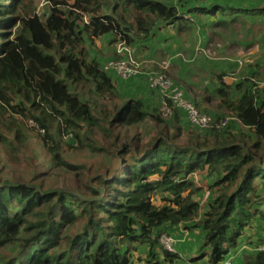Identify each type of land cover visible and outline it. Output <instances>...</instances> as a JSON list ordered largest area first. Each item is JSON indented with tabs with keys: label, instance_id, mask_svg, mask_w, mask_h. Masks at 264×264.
Masks as SVG:
<instances>
[{
	"label": "trees",
	"instance_id": "trees-1",
	"mask_svg": "<svg viewBox=\"0 0 264 264\" xmlns=\"http://www.w3.org/2000/svg\"><path fill=\"white\" fill-rule=\"evenodd\" d=\"M46 1L40 15L32 12L34 0L0 1V174L18 164L30 127L55 168L82 170L63 158L67 142L104 152L117 166L76 172L82 184L71 192L45 191L41 174L27 183L0 178V264H132L144 246L149 262L161 255L173 264L178 256L164 250L159 236L186 222L202 236L191 261L220 264L255 221L254 252L241 260L264 264V251L254 250L264 245V86L251 80L259 74L224 84L222 71L212 76L217 97L208 98L206 89L185 95L216 122L235 121L183 134L177 111L165 119L145 112L139 100L117 102L113 77L86 44L107 37L111 46L119 40L134 46L160 22L198 19L199 8L186 0ZM238 1H207L213 6L202 15L264 13V0H240L243 9ZM147 119L155 130L140 134ZM197 176L214 180L206 189L196 186Z\"/></svg>",
	"mask_w": 264,
	"mask_h": 264
},
{
	"label": "rangeland",
	"instance_id": "rangeland-1",
	"mask_svg": "<svg viewBox=\"0 0 264 264\" xmlns=\"http://www.w3.org/2000/svg\"><path fill=\"white\" fill-rule=\"evenodd\" d=\"M0 1L1 3H6L5 5H8L10 3V0ZM41 2L42 0H34L35 5L33 6V13L37 9V7H39ZM71 3L72 1H69V5ZM44 6L40 7V14L41 9ZM48 9H46L45 12H47ZM187 17L190 16L187 15ZM191 19L193 21L195 20L193 17ZM196 26H198V24H196ZM183 27L184 25H178L176 29H174V37L179 40V43L177 46H174L172 43H170L166 48L168 54H166L165 56H161L159 53H157L154 55L152 54L151 57H146L143 56V52L140 51L137 54L134 53V55L137 59H139V61L141 60V62H143V60L149 61L148 63H150L155 69L158 68L162 61L167 60L169 62V65L165 71H169L171 75L176 79L174 80L170 76V73H167V75L171 78L169 80L172 81L175 85L177 84L176 86L186 88L190 85H187L184 80L187 78L192 80L193 87L190 94L191 98L196 94H204V90L206 88V90H208V92H206V96L208 98H215V87H217L215 85L217 84L213 83V81L207 77L209 73L212 74L210 77L211 79L212 76L217 75L220 70L224 68V63L229 64V70L231 69L230 71H227L225 73L226 80L235 82H240L247 77H251L250 62H253L252 68L253 66H255L256 68H258V70L260 69V66H264V49L263 52H260V50L257 51L256 55L248 54L249 50L252 49L254 45L260 44V42L264 39V22L259 23L255 20L252 23L250 29L244 28V26L241 27L239 23L235 22L232 23V25L225 26V28L223 29L216 28L218 27L217 25H213L209 22L206 23L205 20H202L200 28L196 27L192 30L193 25H191L190 27H187V25H185V34L178 35L177 33L180 32ZM201 30H204V32L202 33ZM246 38H250V42L253 43L250 44V46L252 45L251 47H248L249 45H244ZM211 43L214 44L212 45ZM221 43L225 46L226 44H228V46L225 48L227 56L225 58L229 59L230 61H219L221 50L218 49L220 48V45L218 44ZM229 44H231V48H229ZM194 46L196 49L194 48V50L192 51L193 54H189ZM157 51L158 49L156 50V52ZM223 53L224 52L222 51V54ZM237 58H239V60ZM247 60H249V62ZM239 62H242V64L239 65ZM182 69L183 73L181 72ZM260 73L262 76H264L263 70L260 71ZM261 75H258L257 78L251 80H254L257 86L261 85V87H263L264 78ZM194 85L196 87H194ZM206 107L208 111L214 110L213 107H211V105L208 103L206 104ZM227 117L232 116H226L225 118ZM30 128H28L27 130L29 136L26 140L24 149L19 153L21 159H19V162L17 161L18 164L16 166H9L4 171H2V173L0 174V178L2 180L27 183L33 176L41 174L45 178V191L64 190L65 192H71L76 191V186L82 184L79 182L80 176L76 172H80L83 170L85 174L88 169H90V175H93L94 173L101 174L106 167L109 168L111 166L112 168H115L117 166L116 162L107 157L108 155H106L104 152L91 153L90 150L79 149L75 145H70V147H68L69 142H67V145L63 144V158L69 164L81 168L82 170L70 171L66 168H55L53 163H51V158H49L46 153V149L39 141L37 133L33 130L29 131ZM190 133L196 132L192 131ZM96 138L98 139V136ZM4 158V154L0 152V163H4ZM199 178L202 179L201 182H203L204 188L206 189L214 180L213 176H208V178L199 176ZM205 192L206 190L201 194L202 200L206 197ZM257 230V222L255 221L250 230H247L245 232L242 243L238 246V248L235 250H231L234 259L240 257L239 261L235 262L234 264H241V259L243 258V256L246 257V255L252 251V248L250 246L253 242L257 241ZM157 259H159V261H157ZM148 260L150 259H148L147 256V246L139 248L137 251L133 252L132 264H154L155 262H157L158 264H169L168 262L162 260L161 255L160 258H155V256H153L150 262ZM173 264L185 263L178 262L177 258L176 262L174 261Z\"/></svg>",
	"mask_w": 264,
	"mask_h": 264
},
{
	"label": "crops",
	"instance_id": "crops-1",
	"mask_svg": "<svg viewBox=\"0 0 264 264\" xmlns=\"http://www.w3.org/2000/svg\"><path fill=\"white\" fill-rule=\"evenodd\" d=\"M186 1L188 2L189 6L194 7V8H199V11H197L199 13L195 12V14L199 16V18L198 19L194 18L195 20L193 21L191 18L194 16L186 14V15H184L185 20L179 19L178 21H175L171 25H167L164 22H160L158 28H156L151 34H149V36L141 39L137 45L130 46L132 55L136 60L139 61V59H137L135 57L134 53L137 54L139 51L143 52L142 55L146 56V57H151L152 54L154 55L157 53H159L161 56H165L166 54H168V52L166 51L167 46H169L170 43H172L174 46H177L179 43V40H177L174 37V35H175L174 29H176V27L178 25H183L185 21H186V23L184 25H187V27H190L191 25H193L192 30L195 29L196 27L200 28L202 20H205L206 23L209 22V23H212L213 25H217L218 27H216V28H223V29L225 28V26L232 25V23H235V22L239 23L241 25V27L244 26V28H248V29L251 28L252 23L255 20L259 23L264 22V13H261V12L255 11V10H252V13H250V12H243V13H239V14H236V13H233V14L232 13H223V14L222 13H216L215 15H213V16L210 15V17H208L207 15H202V14H205L204 12L208 11L209 8H211L213 6L212 2L207 4V1H210V0H186ZM227 1L228 0H221L222 3H226ZM239 1H238V3L241 4V7H239L240 9H243L245 6H247L244 2L241 3ZM248 1L249 0H247V2ZM229 4L233 5L230 2H229ZM252 7H254V6H252ZM181 15L182 14L180 13V10L178 9V17ZM187 15H189L190 17H187ZM181 20H183V21H181ZM196 24H198V26H196ZM184 27L180 32L177 33L178 35L185 34V32H184L185 28ZM202 29H204V28H202ZM201 31H202V33L204 32V30H201ZM109 41L110 40L107 37H100L99 39H94V40H92V42H89L88 44H86V49L89 52L90 57H95V59L98 62L102 63V67L105 63L114 59V57H113L114 49L109 44ZM211 44L213 45L214 43H211ZM250 44H253L252 42H250V38H246L244 45H249L248 47H251L252 45L250 46ZM215 45H217V44H215ZM218 45H220V48H218V49L221 50V54H222V51L224 52L222 55L220 54V60L219 61H225V60L230 61L229 59L225 58V57H227L225 48L228 46V44H226V46L223 45L222 43L218 44ZM187 48H188V45H187ZM194 48H195V46L189 52V54H193L192 51L194 50ZM229 48H231V44H229ZM157 49H158V51L156 52ZM263 49H264V39L260 42V44L254 45V47L249 50L248 54L249 55L250 54L256 55L257 51L260 50V52H263ZM200 58H202V57H200ZM237 59L239 60V58H237ZM247 61L249 62V60H247ZM143 62L146 65L150 64V63H148L149 61L143 60ZM176 63H177V60H176ZM220 64H222V63H220ZM252 64H253V62H250L251 74L261 75L260 71H262V70L264 71V66H260V69L258 70V68H256L255 66H253V68H252ZM168 65H169V62H168ZM223 65H225L223 68L224 70L222 69L219 72V73H221L222 71H224V74L221 75L223 83L224 84L237 83L235 81H227L226 80L225 73L227 71H230L231 69L229 70V67H230L229 64L224 63ZM178 69H180V68H178ZM181 72L183 73V69L181 70ZM167 73H170V72L167 71ZM247 73H249V72H247ZM109 74L113 77L112 80H114L115 85H116L115 86V92H116V95L118 98L117 102L123 104L129 100H139L143 103L145 112H156V111H158L160 113V104H161L160 103V96L154 89H152L150 87L149 82L147 81V78L145 75L131 77L127 80H122L115 73L110 72ZM170 76L174 80H176L171 75V73H170ZM210 77H211V74L209 73L207 78H209L211 80ZM212 81H213V83L217 84L216 80L212 79ZM184 82L187 85H190V86H187L186 88L192 89L193 82L191 79L187 78L184 80ZM258 84H260V83H258ZM194 87H196V86L194 85ZM180 88L182 89V91H184V93L187 97L188 96L191 97L190 96L191 93L186 92V88H184V87H180ZM258 88H261V85L258 86ZM196 95H199V94H196ZM199 99H200V97H199ZM177 113L179 115V123H180V126L182 128V132H183V134L188 135V133L191 132V131H189V130H191L190 125L187 123V121L185 119V115L182 112L179 111ZM154 130H155L154 124L152 122H150L148 119L145 120L143 122V124L138 126V131L140 134L146 133V134L150 135L152 133V131H154ZM193 180H194L196 186L203 188L204 185H202L203 182H201L202 180L199 178V176H197L196 179H193ZM187 225L188 224L186 222V223H181V224H178L176 226H172L171 228H169V230H170L169 235H171L172 237H174L177 240L175 249H176V255L178 256V262H182L185 264H208L206 258L191 261V259L194 258L195 255L197 254V252L200 250L202 236H201L199 229H196V228L195 229H192V228L188 229ZM239 258L240 257H237L234 259V256H232V252L230 251L229 258L227 260H230V262L232 264H234L233 263L234 260L239 259ZM174 261L176 262V259ZM242 263H243V260H241V264Z\"/></svg>",
	"mask_w": 264,
	"mask_h": 264
},
{
	"label": "built area",
	"instance_id": "built-area-1",
	"mask_svg": "<svg viewBox=\"0 0 264 264\" xmlns=\"http://www.w3.org/2000/svg\"><path fill=\"white\" fill-rule=\"evenodd\" d=\"M44 5H47L46 0H42L39 7H37L35 10L36 15L40 14V7ZM114 51L117 59L110 60L104 64L103 70L107 73H115L122 80L145 75L150 87L161 94L160 114L163 118H169L173 111H180L185 115V119L191 128L204 131L212 129L214 125L216 129L222 130L229 121H235L234 117H227L216 122L209 114L200 113L194 104L186 98L182 89L157 71V69L165 71L168 68V61L161 62L157 69L151 64L145 65L144 62L134 59L128 45L121 40L114 43ZM241 64L242 62H239V65ZM31 126L38 131L36 126ZM69 139L70 136L64 137L66 141ZM176 242L177 240L167 233L159 236V243L167 252L173 253L176 250ZM257 251H264V245L258 246ZM222 264H231V262L230 260H225Z\"/></svg>",
	"mask_w": 264,
	"mask_h": 264
},
{
	"label": "clouds",
	"instance_id": "clouds-1",
	"mask_svg": "<svg viewBox=\"0 0 264 264\" xmlns=\"http://www.w3.org/2000/svg\"><path fill=\"white\" fill-rule=\"evenodd\" d=\"M34 14H35V12H34ZM84 20H85V23L87 22V18L86 17H84ZM112 47H113V49H114V44L112 45ZM129 47V46H128ZM130 48V47H129ZM130 50H131V48H130ZM115 52V51H114ZM115 59H117V58H114V59H112V60H115ZM135 59V58H134ZM106 64V63H105ZM104 66V65H103ZM102 69H103V67H102ZM64 139V138H63ZM66 141V140H65ZM260 246V245H259ZM258 249V247L257 248H255L254 250H257ZM173 253H176V250L173 252ZM227 260V259H226ZM232 264V263H231Z\"/></svg>",
	"mask_w": 264,
	"mask_h": 264
}]
</instances>
